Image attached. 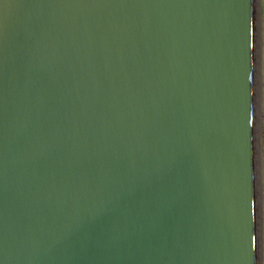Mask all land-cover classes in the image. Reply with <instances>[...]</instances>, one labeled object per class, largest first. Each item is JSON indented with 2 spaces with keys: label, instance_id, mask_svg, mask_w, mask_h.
Listing matches in <instances>:
<instances>
[{
  "label": "water",
  "instance_id": "water-1",
  "mask_svg": "<svg viewBox=\"0 0 264 264\" xmlns=\"http://www.w3.org/2000/svg\"><path fill=\"white\" fill-rule=\"evenodd\" d=\"M257 0H0V264H259Z\"/></svg>",
  "mask_w": 264,
  "mask_h": 264
},
{
  "label": "rangeland",
  "instance_id": "rangeland-1",
  "mask_svg": "<svg viewBox=\"0 0 264 264\" xmlns=\"http://www.w3.org/2000/svg\"><path fill=\"white\" fill-rule=\"evenodd\" d=\"M255 45V109L254 137L256 147L257 177L259 184V264L264 257V0H257ZM260 116V117H259ZM262 116V117H261Z\"/></svg>",
  "mask_w": 264,
  "mask_h": 264
},
{
  "label": "built area",
  "instance_id": "built-area-1",
  "mask_svg": "<svg viewBox=\"0 0 264 264\" xmlns=\"http://www.w3.org/2000/svg\"><path fill=\"white\" fill-rule=\"evenodd\" d=\"M262 140H263V145H264V125L262 127Z\"/></svg>",
  "mask_w": 264,
  "mask_h": 264
},
{
  "label": "snow or ice",
  "instance_id": "snow-or-ice-1",
  "mask_svg": "<svg viewBox=\"0 0 264 264\" xmlns=\"http://www.w3.org/2000/svg\"><path fill=\"white\" fill-rule=\"evenodd\" d=\"M260 264H264V257L261 258Z\"/></svg>",
  "mask_w": 264,
  "mask_h": 264
},
{
  "label": "bare ground",
  "instance_id": "bare-ground-1",
  "mask_svg": "<svg viewBox=\"0 0 264 264\" xmlns=\"http://www.w3.org/2000/svg\"><path fill=\"white\" fill-rule=\"evenodd\" d=\"M256 29H259V27L257 28V26H256ZM260 117V116H259ZM262 117V116H261Z\"/></svg>",
  "mask_w": 264,
  "mask_h": 264
}]
</instances>
